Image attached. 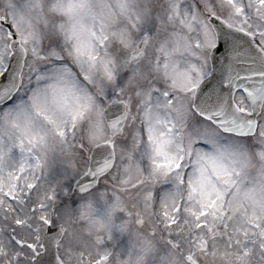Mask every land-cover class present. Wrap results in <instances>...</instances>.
Wrapping results in <instances>:
<instances>
[{"label":"snow or ice","instance_id":"6c2138e0","mask_svg":"<svg viewBox=\"0 0 264 264\" xmlns=\"http://www.w3.org/2000/svg\"><path fill=\"white\" fill-rule=\"evenodd\" d=\"M0 264H264V0H0Z\"/></svg>","mask_w":264,"mask_h":264}]
</instances>
